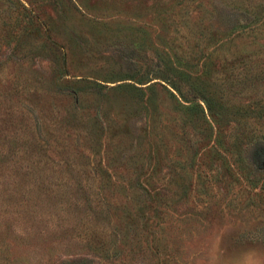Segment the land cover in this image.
Returning <instances> with one entry per match:
<instances>
[{
	"label": "rangeland",
	"instance_id": "1",
	"mask_svg": "<svg viewBox=\"0 0 264 264\" xmlns=\"http://www.w3.org/2000/svg\"><path fill=\"white\" fill-rule=\"evenodd\" d=\"M27 1L47 19L56 41L83 44L84 51L74 50L80 68L101 66L100 73L146 66L153 58L154 25L165 24L167 37L184 45L204 40L211 29H246L254 9L264 5V0ZM4 13L0 2V19ZM255 42L248 45L251 58L244 56V67L264 60V39ZM47 58L36 47L14 55L10 42L0 38V264H264L263 141L252 139L241 150L248 173L240 170L234 178L220 168L217 183H190L185 194L178 183L170 199L154 204L162 210L157 221L150 208L139 212L136 192L99 183L87 162L90 141L81 137L86 133L57 120L51 91L35 98L40 111L25 100V89L47 88L40 81ZM37 121L43 130L36 129ZM250 126L264 133V124ZM76 135L78 144L68 141Z\"/></svg>",
	"mask_w": 264,
	"mask_h": 264
},
{
	"label": "trees",
	"instance_id": "2",
	"mask_svg": "<svg viewBox=\"0 0 264 264\" xmlns=\"http://www.w3.org/2000/svg\"><path fill=\"white\" fill-rule=\"evenodd\" d=\"M0 2L6 11L0 38L10 42L11 53L34 47L48 53L47 73L40 75L47 88L25 89V100L34 104L51 91L57 120L86 133L81 137L90 141L87 162L99 183L136 192L140 213L150 208L158 221L162 210L154 204L170 199L178 183L185 194L190 183H217L221 169L234 178L240 170L248 173L241 150L252 139L264 142V133L250 126L264 124V60L258 57L253 67L243 62L251 58L248 45L264 39V5L254 9L250 27L211 29L204 40L184 45L167 37L165 24L154 25L153 58L146 66L100 73L101 66L80 68L74 50L84 51L83 44L56 41L47 19L27 0Z\"/></svg>",
	"mask_w": 264,
	"mask_h": 264
}]
</instances>
